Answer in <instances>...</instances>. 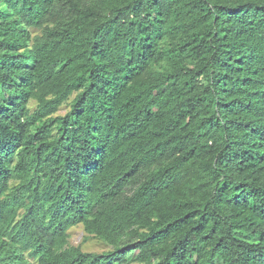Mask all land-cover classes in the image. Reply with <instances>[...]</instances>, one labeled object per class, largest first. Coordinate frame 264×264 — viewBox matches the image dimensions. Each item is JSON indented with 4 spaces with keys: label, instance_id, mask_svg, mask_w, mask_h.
I'll list each match as a JSON object with an SVG mask.
<instances>
[{
    "label": "trees",
    "instance_id": "obj_1",
    "mask_svg": "<svg viewBox=\"0 0 264 264\" xmlns=\"http://www.w3.org/2000/svg\"><path fill=\"white\" fill-rule=\"evenodd\" d=\"M0 264H264V0H0Z\"/></svg>",
    "mask_w": 264,
    "mask_h": 264
},
{
    "label": "rangeland",
    "instance_id": "obj_2",
    "mask_svg": "<svg viewBox=\"0 0 264 264\" xmlns=\"http://www.w3.org/2000/svg\"><path fill=\"white\" fill-rule=\"evenodd\" d=\"M33 107V105H30ZM68 111V107L64 106L57 115H63ZM69 244L71 246H79L84 252H95L101 253L105 250H108V247L100 242L99 240L93 239L91 237L86 238V235L83 232V229L80 225L73 227L69 231Z\"/></svg>",
    "mask_w": 264,
    "mask_h": 264
}]
</instances>
